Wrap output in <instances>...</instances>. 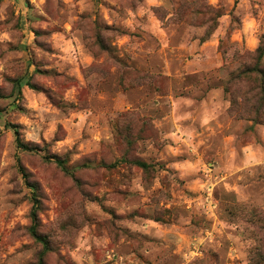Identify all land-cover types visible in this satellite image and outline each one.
<instances>
[{
    "label": "rangeland",
    "instance_id": "374dc122",
    "mask_svg": "<svg viewBox=\"0 0 264 264\" xmlns=\"http://www.w3.org/2000/svg\"><path fill=\"white\" fill-rule=\"evenodd\" d=\"M259 46L264 0H0V264H264Z\"/></svg>",
    "mask_w": 264,
    "mask_h": 264
},
{
    "label": "trees",
    "instance_id": "16d2710c",
    "mask_svg": "<svg viewBox=\"0 0 264 264\" xmlns=\"http://www.w3.org/2000/svg\"><path fill=\"white\" fill-rule=\"evenodd\" d=\"M257 53H258L257 63L254 64L253 66L246 68L243 72H241L238 79L242 83L254 80L253 82L255 84H258L257 85L258 86L257 87V90H258L257 94H258V96L261 95V98H260L261 101H260V107L259 108L262 109L263 105H264V65L262 64V58L264 56V49H262L259 46V48L257 49ZM255 76H256V78H255ZM22 88H23L22 80H20V79L16 80L15 81V90H16V93L18 95H21ZM246 103H247V101H246ZM258 103H259V101H258ZM255 107H256V105L254 106V108ZM255 111H256V114L258 115V111L256 109H255ZM254 120L256 121V119H254ZM9 127H11L14 130L15 135L17 137L18 147L20 149H22L23 151H29V152H33L36 150L34 148H31L29 145L24 144L21 141L19 126L10 124ZM56 162L58 165H60L62 167H64V165H65L64 161L61 159H57ZM136 164L139 167L143 168L145 171L148 170V168L150 167V165L148 163L143 162V161L136 162ZM33 216H34V219H36L35 221H37L36 211H34ZM31 232H32V235L35 237L36 240L44 243L47 246L45 238H43L41 235H39L36 227H32Z\"/></svg>",
    "mask_w": 264,
    "mask_h": 264
}]
</instances>
